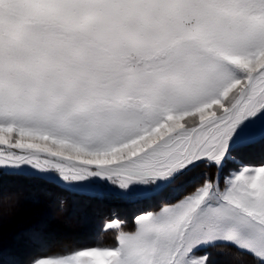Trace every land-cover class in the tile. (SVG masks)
<instances>
[{"label":"snow or ice","instance_id":"obj_1","mask_svg":"<svg viewBox=\"0 0 264 264\" xmlns=\"http://www.w3.org/2000/svg\"><path fill=\"white\" fill-rule=\"evenodd\" d=\"M0 146V196L135 208L114 246L47 255L37 220L18 262L0 232V264H264V0H0Z\"/></svg>","mask_w":264,"mask_h":264},{"label":"rangeland","instance_id":"obj_2","mask_svg":"<svg viewBox=\"0 0 264 264\" xmlns=\"http://www.w3.org/2000/svg\"><path fill=\"white\" fill-rule=\"evenodd\" d=\"M3 186L4 195L0 196V229L8 228L7 236H4L5 246L15 247V259L25 261L28 256L38 251L32 246L17 243L20 233L37 220L47 223L48 241L44 246L47 255H59L73 248L84 246H114L116 230L104 229V218L109 217L114 209L121 219L127 221L125 230L132 227L134 206L118 200H96L80 191L65 190L23 176L3 178ZM71 208L72 212L69 214L67 211ZM22 218L24 219L20 222ZM85 227L87 230H82ZM87 240L89 242L86 245L75 246L77 243L73 244ZM63 246L65 250L61 248Z\"/></svg>","mask_w":264,"mask_h":264},{"label":"trees","instance_id":"obj_3","mask_svg":"<svg viewBox=\"0 0 264 264\" xmlns=\"http://www.w3.org/2000/svg\"><path fill=\"white\" fill-rule=\"evenodd\" d=\"M13 177V176H12ZM3 178H8V176H5V177H3ZM0 211H1V209H0ZM69 214H70V212H72V208L71 209H69L68 211H67ZM13 215H15V214H13ZM12 215V216H13ZM23 219L24 218H22L21 220H20V222H22L23 221ZM26 220V219H25ZM86 226H88V225H86ZM88 228H89V226H88ZM8 230V228H2V229H0V232H2L3 233V235L4 236H7L6 235V232H8L7 231ZM13 229H11V231H12ZM82 230H87V228L85 227V228H83ZM5 239V243H6V238H4ZM89 241H91L90 239H88ZM79 241V242H74L73 244H75V243H77V244H75V246H78V245H86V244H88L87 242H89V241ZM83 243H85V244H83ZM6 245V244H5ZM69 245H71V244H69ZM72 246V245H71ZM75 246H73V247H75ZM14 246L13 245H11L10 247H6L5 246V248L7 249V250H9V251H11L12 253H13V255L14 254H16L15 252H16V250H15V247L13 248ZM62 249H66L64 246L63 247H61ZM67 248H69V246H67ZM60 249V248H59ZM15 250V251H14ZM54 250H56V249H54ZM49 252H54V251H51V250H48ZM58 251V250H57ZM211 252H212V256H213V258H214V264H248V262L251 260V257H248V256H246V255H244V256H241V260L240 261H237V260H235L234 258H233V256L231 255V254H223V253H220V252H218V251H216V250H210ZM231 251H234V250H231ZM48 252V253H49ZM35 253V252H34ZM47 253V252H46ZM18 262H23V260H21V259H16ZM242 260H245V262H242ZM242 262V263H241Z\"/></svg>","mask_w":264,"mask_h":264},{"label":"bare ground","instance_id":"obj_4","mask_svg":"<svg viewBox=\"0 0 264 264\" xmlns=\"http://www.w3.org/2000/svg\"><path fill=\"white\" fill-rule=\"evenodd\" d=\"M27 192V191H26ZM17 204V203H16ZM14 208V207H13ZM14 212V211H13ZM16 212V211H15ZM54 219V218H53ZM27 249V248H26ZM32 251V250H31ZM24 253V252H23ZM22 255V254H21ZM29 257V256H28ZM21 262V261H20Z\"/></svg>","mask_w":264,"mask_h":264}]
</instances>
